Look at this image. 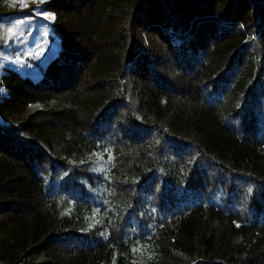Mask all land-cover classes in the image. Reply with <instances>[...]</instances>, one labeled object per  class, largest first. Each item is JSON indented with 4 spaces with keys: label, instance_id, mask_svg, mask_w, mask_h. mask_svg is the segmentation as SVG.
I'll use <instances>...</instances> for the list:
<instances>
[{
    "label": "trees",
    "instance_id": "obj_1",
    "mask_svg": "<svg viewBox=\"0 0 264 264\" xmlns=\"http://www.w3.org/2000/svg\"><path fill=\"white\" fill-rule=\"evenodd\" d=\"M40 11L55 56L1 64L0 264H264V0L0 24Z\"/></svg>",
    "mask_w": 264,
    "mask_h": 264
},
{
    "label": "rangeland",
    "instance_id": "obj_2",
    "mask_svg": "<svg viewBox=\"0 0 264 264\" xmlns=\"http://www.w3.org/2000/svg\"><path fill=\"white\" fill-rule=\"evenodd\" d=\"M41 2L42 0H23L27 5L25 7L22 6L21 0H1L0 15L4 14L3 11L14 12L15 9L26 11ZM31 12L35 15L33 11ZM36 15L37 18H27L18 22L9 19L4 25L0 24V73L1 64L13 61L21 64L17 69H21L22 75L29 73L36 77L47 61L55 56L57 41L46 25L51 20L48 17L52 15L42 11ZM236 216L234 215L235 218L238 217Z\"/></svg>",
    "mask_w": 264,
    "mask_h": 264
},
{
    "label": "snow or ice",
    "instance_id": "obj_3",
    "mask_svg": "<svg viewBox=\"0 0 264 264\" xmlns=\"http://www.w3.org/2000/svg\"><path fill=\"white\" fill-rule=\"evenodd\" d=\"M42 2H43V0H42ZM21 4H22V6H25V7L27 6L26 4L23 3V0H21ZM48 18L51 20H55V16H50Z\"/></svg>",
    "mask_w": 264,
    "mask_h": 264
}]
</instances>
